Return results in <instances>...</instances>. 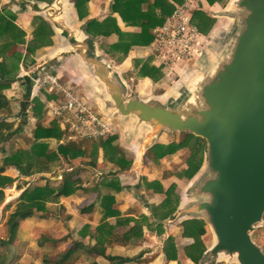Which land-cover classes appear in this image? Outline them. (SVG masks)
Listing matches in <instances>:
<instances>
[{"label":"water","instance_id":"obj_1","mask_svg":"<svg viewBox=\"0 0 264 264\" xmlns=\"http://www.w3.org/2000/svg\"><path fill=\"white\" fill-rule=\"evenodd\" d=\"M66 3L38 7L61 36L54 56L61 62L75 57L89 93L106 115L125 123V142L140 159L165 131L207 142L204 169L167 221L208 223L214 244L205 253L207 264H264V250L253 239L264 221V0H233L215 12L234 26L210 38L187 81L166 97L148 99L129 96L100 40L67 21ZM218 38L225 46H216Z\"/></svg>","mask_w":264,"mask_h":264},{"label":"rangeland","instance_id":"obj_2","mask_svg":"<svg viewBox=\"0 0 264 264\" xmlns=\"http://www.w3.org/2000/svg\"><path fill=\"white\" fill-rule=\"evenodd\" d=\"M44 1H47L49 5L53 2V0ZM232 1L233 0H227L226 4H224V6L222 5V9L220 7H213L207 10L204 9L210 16L216 18L210 38L219 35L221 30L227 28L230 29L234 26L231 19L227 20L225 18L215 17L213 15L216 10H225L227 7H230ZM202 8L203 4L200 6V9ZM8 12L11 11H7V13ZM70 18L72 19L73 16L71 15ZM72 23L77 26H83V28L85 27L83 22L73 21ZM221 36H225V34H222ZM54 38L56 39V45L55 42L53 45L58 46L60 44V38L56 32ZM110 40L111 44H115L120 39L117 38ZM215 43L217 47H220L223 44L225 46V43H223L221 38H218ZM24 48H26V46L22 45L21 49L19 50L22 55H24ZM142 50L144 51V49ZM45 56L40 57L39 60H43ZM109 57L110 56H107V58ZM22 58V60H24L23 56ZM126 59L122 64L119 62V59L112 60L113 63L119 67V71L123 75V78L129 87V94L131 97L139 94L142 98L146 99L150 97L163 98L168 96L176 89L180 82H185L191 77L195 67L194 65L192 68L186 69V71L183 72L182 77H176L173 75L168 76V72H166L163 68H160L163 72L162 78L158 81H155L152 78L146 79L148 77H143L141 75L142 73L140 72L141 64L144 61L148 60L150 64H152V60L150 58L144 59L142 53L139 54V52H131L130 56L128 55ZM198 61L199 60H197V62ZM35 63H37L36 60L30 62L25 59L24 67L28 69L30 77H27L28 79H26L25 77H20L21 72L15 73L13 76H11L12 79L9 81L12 83L11 88L5 91L7 94L6 96L11 100V106L13 109L10 111H1L0 117L2 116V118L12 121L14 123V128L12 131H8L6 138L3 140V142H0V164L4 162L5 158L16 154L18 150L19 152H25L28 154V159L22 157L25 159L23 164H27L29 158L33 160L34 152L32 150L34 146L38 144L47 145L45 152L50 157L44 156L37 160L38 169L31 175H26L16 168H12L14 170L10 169L4 172L5 175L14 178V182L12 186H9V188L4 190L5 199L0 206V237L4 236L5 232L2 226L6 220H8L9 215L15 210L21 208L24 204L28 203L27 199L21 197V194L25 189L29 188L30 186L39 185H49L50 187L55 188L58 187L69 175L72 176L73 179L80 178V181L83 184H86L88 188H93L99 186L103 180H105L107 177H110L111 175L116 176L122 174L121 178H123V181H120L121 186H123L124 191L127 189L129 192L126 195H120L119 199L121 201L123 200V205L125 204L126 199L127 201L129 200L130 202L134 203L130 207L129 205L125 204L124 210L128 208V212L130 211L139 215L146 208L147 204L151 205L150 202L156 200L154 194L150 192L152 189L148 188L147 190L143 185L141 187L140 185L139 187L132 185L134 182H141L140 176L142 174L139 172V169L141 164L143 165L147 163L149 159L144 155V159L141 161L135 148L126 149V157H124V160H126V162H130V164L126 169H123L119 167L117 162L113 163L107 159L108 156L103 147L99 146L97 155L93 154L95 147L97 148L96 145H99L102 139L107 140L110 137L117 136V140L115 142L122 146V143L125 142V139L123 138L125 123L117 118H113L114 120H112V123L114 124L112 125L116 128V133L105 138H88L78 140L69 139L70 132L63 129L61 119L55 116L54 110L52 109V106L58 104L59 100L64 97L63 92H60V90L64 88L68 89L70 88L68 86L71 85L72 90L77 92V94H79V96L83 98V100L86 101L89 106H92L96 111L101 112L97 100H95L89 93L85 74L82 73L80 69L76 68L72 59L61 62L58 58H54L51 61L46 62L44 67L41 66L44 65V63L39 65ZM124 64L126 65L127 69L124 68ZM152 65L157 67L154 63ZM19 68L21 69V66ZM46 73L50 74L51 79L48 80V83H46L44 87H38L37 80L39 76L41 75L40 77L43 78ZM55 81H57L58 84ZM40 112L42 113L41 116ZM36 113H39V115ZM100 115L102 117L108 118V115L103 112H101ZM39 125H42L46 128H52L58 125L60 129L64 131V134L60 138L46 137L38 139L34 135V132ZM181 134L182 133H165L160 141H157L153 146L156 144L170 146L173 143H179L182 140ZM82 140H86V144L84 145L86 148L85 155H81L77 158L65 157L63 155L60 150L61 145H64L68 142L78 143L80 141L82 142ZM188 142V146L178 149H176L173 145L165 149L163 148L160 151L161 153L166 152V149L173 151L166 152L164 157L161 156L159 165L155 170H152L155 172L154 174L156 179L165 181V184L168 186L167 189L170 187H176L175 194L181 198V202L186 201V190L189 185L197 178V176L201 174L200 172H202L204 169L206 160L207 142L205 140L198 141V139L196 140L194 138ZM198 144L201 148H203V150L199 149ZM196 151L198 154H196ZM193 156L195 157L193 158ZM191 159H193L194 162H198V160L199 162L202 161L201 169L192 178L189 177L186 172L189 168ZM101 160H103V162H101ZM135 161L137 163L136 166H134ZM85 196L86 198L83 201L85 205L92 202L99 204L102 198L100 193H88ZM44 205L45 208L40 210L39 214L37 213V216L34 218L20 221V226L18 229V242L16 245H11L6 249L0 247V254L4 252V254H12L14 257L10 264H44L42 261L44 256L57 259L59 258L60 254L68 246H70V244H72V242L83 240L84 237L80 234L82 232H80V229L87 221L85 220L87 218L84 219L80 216L73 218V216L70 214L71 211L77 212L79 205L77 201H71L69 203L65 202L64 200L61 203H59V201L58 203L46 202ZM172 206H176L175 201L172 202ZM140 219L141 218L135 219V221L137 220L138 222ZM259 225L261 226L258 230H264V221ZM207 228L209 229L208 223ZM49 233L57 238H61V241L56 243L52 240H49L50 243L45 244L43 247L40 246L38 244L40 237L44 235L47 237L49 236L48 238H51V234ZM253 237L257 241H260L261 245H264V232L254 233ZM213 241L214 237L210 232L207 238L208 245L210 246L213 244ZM100 260L106 264L116 263L110 262L106 259ZM122 261L129 262V259L128 257H124ZM89 263L90 260L86 258L84 253L82 251H78L72 256L67 264ZM219 264L237 263H228L227 261H222Z\"/></svg>","mask_w":264,"mask_h":264},{"label":"trees","instance_id":"obj_3","mask_svg":"<svg viewBox=\"0 0 264 264\" xmlns=\"http://www.w3.org/2000/svg\"><path fill=\"white\" fill-rule=\"evenodd\" d=\"M44 1V0H39ZM91 0H77L76 7L79 12L81 19H83L84 13L87 8V4ZM174 1V2H173ZM211 5L226 4L227 0H207ZM184 0H114L113 9L115 12L120 13L123 20L128 26L140 27L139 32H129L123 31L117 21V18L113 16H108L102 21L97 19L89 20L86 24V30L90 35L94 37H102L103 44L102 47L105 52L110 56L111 59H119L122 64L123 61L128 57L131 49L135 46H150L154 40V29L162 25L167 18L173 13L176 8V4L183 3ZM147 4V8L143 5ZM216 18L210 16L207 11L203 9L196 10L194 12V22L199 26L202 33L205 35H210L212 28L216 22ZM17 15L13 12L0 11V112L10 111L12 108L11 100L6 96L5 91L11 88L9 81L12 79L15 73L20 70V63L22 61V53L19 51L22 45L27 43L26 32L17 24ZM34 37L29 42L28 45V56L31 55L39 48L45 46H52L54 44L55 32L52 25L44 16L34 17ZM112 34H118L120 40L115 44H109L107 37ZM140 72L143 77L152 78L158 81L162 78L163 72L160 68H157L150 64V62L144 61L141 64ZM11 77V78H10ZM39 115V113H36ZM42 113L40 112V116ZM14 128V123L7 120L6 118L0 117V142L6 138L8 131H12ZM64 131L60 129L58 125L52 128H46L39 125L34 132L36 138H57L61 137ZM182 140L179 143H173L170 146H174L176 149L188 146L191 139H198V141H204L202 138L191 134L182 133ZM117 136L110 137L107 140H101L99 145H96L94 153L97 155L99 146L103 147L107 154V159L111 162H117L119 167L126 169L130 162L124 160L126 157V149L120 146L117 142ZM86 140L82 142H68L60 146V150L65 157L77 158L81 155H85ZM170 146H163L162 144H156L153 146L146 154V158L156 162L161 161V156L164 157L166 152H172L173 150H167L161 153L160 151L164 148ZM199 146V144H198ZM47 145L38 144L33 148V160L29 158L27 164H23L25 157L28 159V154L25 152H18L10 157L4 159V162L0 164V206L5 199V189L12 186L14 178H11L4 174L8 169L16 168L22 171L26 175H31L36 172L37 160L41 157H50L46 154L45 149ZM125 149V150H124ZM199 149H202L199 146ZM198 149V150H199ZM196 154L197 151H196ZM203 156V155H202ZM195 156H193L194 158ZM203 161V157H202ZM202 161L194 162L191 159L190 165L187 172L189 177H194L196 173L201 169ZM41 169V168H39ZM100 186L103 189L109 191L114 190L116 193L124 191L123 186L118 176L111 175L102 181ZM146 186L149 189L154 190L156 193L165 194L166 198L160 205L151 206V212L157 217L154 224L163 225L164 220L168 219L172 214H174L181 203V198L175 194L176 187L165 188L159 180L152 182L146 181ZM97 188V186L95 187ZM90 188L84 186L80 181V178L73 179L72 176H67L64 181L58 187L45 186H30L25 189L21 194V197L27 199L28 203L24 204L21 208L15 210L9 215L8 220L3 224L4 236L0 237V247L6 249L11 245H16L18 237V229L21 220H27L37 216L40 210L45 208L46 202H58L62 197H70L79 190L88 191ZM42 201V202H41ZM176 202V206H172V202ZM102 207L104 208V215L102 222L98 227H93L91 225H86L82 230V236L86 239L85 241H74L67 247L57 259L50 258L49 256L43 257V263L45 264H67L72 256L78 252L82 251L86 258L90 260L89 264H101L96 261V257H105L112 260L107 255V249L109 245L114 243L126 244L131 240H139L143 237V226L148 225L152 227L149 223V218L143 216L140 220H136L135 226L128 233L123 235L114 233V228L116 225L112 224L109 219L120 215V210L118 202L116 200V195L106 194L103 197ZM95 209V204H90L88 206L81 208V213L93 212ZM45 217V216H44ZM134 219V218H132ZM131 218H124L118 221L119 225L125 224L132 220ZM135 221V219H134ZM184 236L194 238V242L186 247V254L194 262L200 263L207 247L203 240V236L207 233V223L202 219L189 220L184 222ZM264 232L260 229L255 233ZM49 237V236H48ZM47 236L40 237L38 244L44 246L52 240L54 242H59L61 240L51 238ZM96 240V244L92 245V241ZM165 252L169 260L177 259L176 252L177 248L175 246L174 238L170 237L165 244ZM12 254H0V264H10L13 261ZM137 263L149 262L148 259L136 260Z\"/></svg>","mask_w":264,"mask_h":264},{"label":"crops","instance_id":"obj_4","mask_svg":"<svg viewBox=\"0 0 264 264\" xmlns=\"http://www.w3.org/2000/svg\"><path fill=\"white\" fill-rule=\"evenodd\" d=\"M54 1L55 0H53V2L51 4H53ZM76 1L77 0H67V3L65 5V9H64V16L67 18V21L70 24H72L76 29L83 28V26H77V25L72 23L73 21L83 22V24L85 25L89 20L97 19L99 21H102L105 18H107L108 16H113V17L117 18V21H118V23H119V25H120V27H121V29L123 31L139 32L141 30L140 27L128 26L125 23V21L123 20V18L120 15V13L114 11L113 6H112L114 0H91V1H89V3L87 4L86 11L84 13L85 17L83 19H81L80 15H79V12L77 10ZM40 4H49V3H47V1H39V0H34V1H29V0H0V11L1 12H3V11H11V12L15 13L17 15V21H16L17 24L21 28H23L25 30L26 34H27V36H26L27 43L25 44L26 48H24V52H23L24 60L21 61V63H20L21 69L19 70V73L21 72L20 73V77H25L26 79H28L27 77H30V75H29L28 69H26V67H24L25 59H27L30 62L36 60L37 63H35V64H38V65L44 63V65H41L42 67H44L46 65L45 64L46 62L51 61L52 59L55 58L54 55L56 54L57 50L60 48V46L62 44V41L60 39L61 43L58 46H54V45L53 46H45L43 48L37 49L31 55V57L28 56V51H27L28 48L27 47L29 45V42L34 37V34H33L34 30H35L34 17L40 15V16H44L48 20V18L45 15V12H39L38 11V7H39ZM202 4H203V8H202L203 10L204 9L207 10V9H210V8H213V7L214 8L220 7L222 9V7L219 4L211 5L207 0H204ZM177 5H179V4H176V6ZM143 6H144V8H147L146 6H148V5L145 4ZM207 7H209V8H207ZM228 8L229 7H227L226 9H228ZM219 11H222V10H219ZM216 12H218V10H216ZM71 15L73 16L74 19L70 18ZM219 18H225L227 20L230 19L228 17H219ZM231 21L233 23L232 19H231ZM50 24L52 25L51 22H50ZM52 27H53V25H52ZM29 29H30L31 32L29 31ZM84 29L86 31V34L88 36H91L87 32L86 27H84ZM56 34L59 36V38L61 37L60 34H58L57 32H56ZM208 36L210 37V35H208ZM117 38L120 39V36L118 34H112L109 37H107V41H108L109 44H111V40L110 39H117ZM53 39H54V42H55V45H56V39L55 38H53ZM95 39H99L101 44H102V42H103V38L102 37H95ZM101 47H102V45H101ZM150 47L151 46H135V47H133L131 49L130 53L131 52H135V53L139 52V54L142 53L144 59H149L150 58L152 60V64H153L154 63V59L150 55V49H151ZM52 48H53V50H52ZM102 49H103V47H102ZM142 49H144V51ZM103 52H104V54H106V52L104 50H103ZM130 53H129V56H130ZM42 56H45L44 59L43 60H39V58L42 57ZM69 59H72L74 61L73 64L76 66V68L80 69L78 67V65L76 64L75 57L67 58L66 60H69ZM1 60H2V58H0V61ZM109 60L115 66L116 70L118 72H120L119 71V67H117L113 63V60L111 58ZM124 68L127 69L126 65L124 66ZM26 74L29 75V76H27ZM120 74H121V72H120ZM121 76L123 78L122 74H121ZM146 79H150V78H146ZM123 80L126 83L124 78H123ZM68 87L71 88V85L68 86ZM64 89H66V88H64ZM60 92H62V90H60ZM129 96H131V95L129 94ZM101 112H103V111L101 110ZM108 117L111 118L112 116H108ZM123 133H124V131H123ZM165 133H169V132H167V131L163 132V134L160 136L158 141H160V139L163 137V135ZM123 138L125 139V136H123ZM122 146L125 149H133V148H135L136 152H138L136 147L131 146V145L127 144L126 142H123ZM146 154H147V152L145 153V156H146ZM139 159H140V157H139ZM140 160L142 161V159H140ZM101 162H103V160H101ZM134 163H135L134 166H136L137 165L136 161ZM158 165H159V162H156V161H153V160H149L147 163H145L143 165L141 164V167L139 169V172L142 174L140 176L141 177V182L137 181V182H134V184H132V185L136 186V187H139V185L141 187L143 185L148 190V188L146 186V181L147 180L149 182H152V181H155V180H159L161 182V184L165 188H168L167 184H165V181L164 180H160V179H156V176L154 174L155 172L152 171V170H155ZM8 170H10V169H8ZM12 170H14V169H12ZM116 176L119 177L120 181H123V178H121L122 174L116 175ZM84 186L88 187L86 184H84ZM125 190L126 191H122L120 193H116L114 190L109 191L107 189H103L99 185V186H97V188H95V187L92 188L91 187L88 191L79 190L75 194L71 195L70 197H62L59 200V203H61L63 200L65 202H67V203H69L71 201H77V203H79L77 212L76 211L75 212L71 211L70 214L73 216V218L78 217V216H80L81 218H84V219L87 218V219H85L87 221L86 222L84 221L85 223H84L83 227L80 229V232L83 230V228L86 225H91V226H93L95 228V227H98L101 224L102 218H103V215H104V208L102 207V201H103V197L106 194H114V195H116V200L118 202V206H119V210H120V215L112 217V218L109 219V221L112 224L116 225V228H114V233L120 234V235L128 233V232H130L132 230V228L136 224V221H134V219L142 218L143 216H147L149 218V223L152 224V227H149L148 225H145L146 223H144V226H143L144 235H143V237H141V239H139V240H131V241H129L126 244L114 243L113 245H109L108 249H107V255L112 260H109V259H107L105 257L97 256L96 257V261H98L101 264H106V263L101 262L100 259H106V260H108L110 262H116L115 264H207L206 262L203 261L205 254H204V256H203V258H202L200 263L194 262L191 258H189L187 256L186 247L194 242V238L184 236V225L183 224H184L185 221L177 222V223H170V222L167 221L168 219H166V220H164L163 225L158 224V223L154 224V222L157 220V217L151 212L150 208H151V206H154L155 204L156 205L162 204V202L166 198L165 194L156 193V192H154V190H150V192H152L154 194L156 200L150 202L151 205L147 204L146 208L139 215H137L136 213H133V212H130V211L128 212V210H127L128 208H126V210H124V205L125 204L129 205V207L134 204V203L130 202L129 200L127 201V199H126L125 204L124 205L122 204L123 200L121 201L119 199V196L120 195H126L129 192V191H127V189H125ZM88 193H91V194L100 193V195H102L101 201H100L99 204H97L95 202L90 203V204H93V203L95 204V209H94L93 212L81 213V208L82 207L90 205V204L85 205L83 203V201L86 198L85 195L88 194ZM55 203H58V202H55ZM184 204H185V201L181 202L178 210L180 208H182ZM124 218H131V219L134 218V219H132L130 222H127L125 224L119 225L118 221H120L121 219H124ZM209 229H210V231H209ZM209 229L207 228V233L203 236V240L205 242L207 250H209L214 244V241H213V244H211L210 246L207 243V238H208L210 232L212 233V230H211L210 226H209ZM49 234H51V233H49ZM53 237L56 238V239L61 240V238H57L55 236H53ZM170 237L174 238V241H175V246L177 248V252H176L177 259L169 260L168 257H167V254L165 252V244H166V241ZM213 237H214V235H213ZM253 239H254V237H253ZM85 240H89V239L83 238V240H78V241H85ZM254 241L258 245H260L263 248V250H264V245H261L260 241H257L256 239H254ZM17 242H18V237H17ZM48 243H50V242H48ZM95 244H96V240L94 239L92 241V245H95ZM207 250H206V252H207ZM124 257H128L129 262L128 261L127 262H123L122 260H123ZM139 259H148L149 262L137 263L136 260H139ZM219 263H221V262H219ZM219 263H217V264H219Z\"/></svg>","mask_w":264,"mask_h":264},{"label":"built area","instance_id":"obj_5","mask_svg":"<svg viewBox=\"0 0 264 264\" xmlns=\"http://www.w3.org/2000/svg\"><path fill=\"white\" fill-rule=\"evenodd\" d=\"M203 1L184 0L153 31L150 55L154 64L168 72V76L182 77L183 72L192 68L207 48L210 37L202 33L193 20L194 12L200 9ZM40 76L37 86L44 87L51 76L48 73L43 78ZM61 90L64 97L52 109L55 116L61 119L63 129L70 132L69 139H99L116 133L112 117H102L101 112L89 106L72 88Z\"/></svg>","mask_w":264,"mask_h":264},{"label":"bare ground","instance_id":"obj_6","mask_svg":"<svg viewBox=\"0 0 264 264\" xmlns=\"http://www.w3.org/2000/svg\"><path fill=\"white\" fill-rule=\"evenodd\" d=\"M60 39H61V37H60ZM61 43V42H60Z\"/></svg>","mask_w":264,"mask_h":264}]
</instances>
